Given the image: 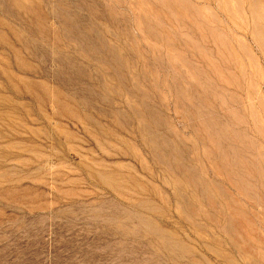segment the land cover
Here are the masks:
<instances>
[{
	"label": "rangeland",
	"instance_id": "obj_1",
	"mask_svg": "<svg viewBox=\"0 0 264 264\" xmlns=\"http://www.w3.org/2000/svg\"><path fill=\"white\" fill-rule=\"evenodd\" d=\"M0 264H264V0H0Z\"/></svg>",
	"mask_w": 264,
	"mask_h": 264
}]
</instances>
